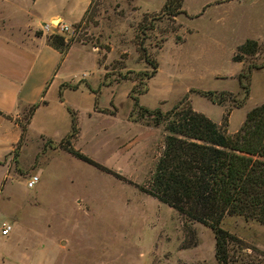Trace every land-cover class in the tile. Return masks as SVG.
<instances>
[{
    "label": "rangeland",
    "instance_id": "obj_1",
    "mask_svg": "<svg viewBox=\"0 0 264 264\" xmlns=\"http://www.w3.org/2000/svg\"><path fill=\"white\" fill-rule=\"evenodd\" d=\"M164 1L91 0L82 19L60 34L69 45L96 50L102 75L95 91H112L107 108L97 102V113L78 117L71 145L124 180L60 149L34 159L28 143L18 162L12 159L11 185L0 197V222L11 226L0 235V264H217L209 228L137 189L153 169L164 131L132 110V97L165 111L185 95L233 134L245 113L264 103V0H182L174 16ZM247 38L261 50L243 57L241 67L231 56ZM142 49L157 64L150 77ZM84 63L91 67L90 56ZM247 67L248 96L236 108L243 96L237 74ZM194 90L223 92L224 100L214 104ZM34 173L33 187L23 186ZM219 225L235 237L227 264H264V224L225 215Z\"/></svg>",
    "mask_w": 264,
    "mask_h": 264
},
{
    "label": "trees",
    "instance_id": "obj_2",
    "mask_svg": "<svg viewBox=\"0 0 264 264\" xmlns=\"http://www.w3.org/2000/svg\"><path fill=\"white\" fill-rule=\"evenodd\" d=\"M181 3L182 0H165L162 7H171L167 13L174 16L181 11ZM47 40L62 52L70 42L60 34H49ZM260 50V45L254 39L247 38L236 47L231 60L241 61L243 57L253 56ZM142 51L151 67L147 75L150 77L157 64L148 60L144 49ZM250 69L247 67L244 72L239 71L237 74L243 96L235 102L236 108L242 106L248 96ZM242 77L246 82H242ZM194 91L214 104L219 105L224 100L223 92ZM96 103L95 95V109ZM33 108L34 105L29 108L27 117ZM132 110L140 111V117L150 116L153 124L161 125L164 131L153 169L145 183L136 186L137 189L169 206L186 220L209 228L214 238L215 260L217 264H227V243L235 240V237L220 227L222 218L225 215H240L264 224V103L250 108L233 134H227L209 117L194 110L185 95L165 111L158 107L142 106L133 96ZM69 113L70 131L57 142L56 147L100 171L124 180L72 147L71 140L77 135L78 126L75 113L71 110ZM20 127V137L14 146V159L24 137L25 123ZM44 144L51 146L50 140H45Z\"/></svg>",
    "mask_w": 264,
    "mask_h": 264
},
{
    "label": "crops",
    "instance_id": "obj_3",
    "mask_svg": "<svg viewBox=\"0 0 264 264\" xmlns=\"http://www.w3.org/2000/svg\"><path fill=\"white\" fill-rule=\"evenodd\" d=\"M90 1L0 0V197L11 185L8 178L21 132L20 117L31 106L34 108L26 119L23 141L14 159L17 162L28 143L33 145L34 159L60 149L56 144L71 127L69 110L76 120L82 114L90 118L97 113L95 95L98 107L107 108L110 86L100 85L98 92L92 91L102 75L96 50L73 42L62 52L47 40L54 31L41 29L43 23L52 21L68 26L79 22ZM87 55L92 60L89 69L84 63ZM237 63L243 67V61ZM95 72L96 82L92 83L90 75ZM45 140H50L51 146L44 144ZM27 178L22 183L25 187ZM2 224L8 223L0 222V228Z\"/></svg>",
    "mask_w": 264,
    "mask_h": 264
},
{
    "label": "built area",
    "instance_id": "obj_4",
    "mask_svg": "<svg viewBox=\"0 0 264 264\" xmlns=\"http://www.w3.org/2000/svg\"><path fill=\"white\" fill-rule=\"evenodd\" d=\"M70 26L63 24L59 21H52V22H47V23H43L41 26L42 30H49L51 29L52 32L51 34H62L64 32H67ZM38 181V176L37 175H30L27 180H26V187L27 188H32L33 185ZM10 229V225L9 224H2V227L0 228V234L5 235Z\"/></svg>",
    "mask_w": 264,
    "mask_h": 264
}]
</instances>
